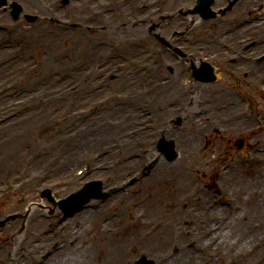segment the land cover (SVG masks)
<instances>
[{"label":"rangeland","instance_id":"1","mask_svg":"<svg viewBox=\"0 0 264 264\" xmlns=\"http://www.w3.org/2000/svg\"><path fill=\"white\" fill-rule=\"evenodd\" d=\"M129 2L130 0H71L68 6L61 7L57 0H25L21 4L26 12L35 13L40 17L32 26H11L6 16L0 14V32L4 35L5 27H9L7 32L11 34L5 35L13 46L17 36L25 37L22 44L24 52L21 56L26 55L31 60L23 59L25 62H20L8 59V52L5 53L7 47L0 49L1 191L4 190L3 184H11L20 176H26L23 182L28 183L12 184L18 187L16 194L8 195L0 201V221L5 223L3 226L7 230L4 236L10 231L12 233L21 222L28 224L24 217L27 218L28 211L34 210L41 221L29 225L31 237L27 242L30 243L22 247V255L30 254L34 264L49 244H63L64 241H68L65 248L48 264H61L63 261L59 256L63 255L64 259L68 260L71 254H74L75 260H71L69 264H90L84 261L85 255L91 252L95 254L94 250L100 242L101 248L107 253L108 240L113 241L111 264H130L139 252L148 254L157 260L158 264H232V261H228L229 256L248 249L264 232V216L258 208L248 209L250 202L247 198L244 199L247 192L255 190V201L264 203V163L256 162L257 165L249 171L241 166L243 169L240 167L232 171L233 174H226L224 182L231 192L228 197L233 202V207L239 205L243 208L239 207V211L233 209V212L225 209L222 214L225 218L229 216V219L217 230L207 233L208 227L212 225L211 215H207V209L204 207L206 215L200 212L196 219L191 220L194 225L199 224L203 236L196 233V244L191 252L185 253L187 256L182 254L173 259L169 252L173 246V236L175 233L183 234L191 224L188 226V221L186 226L183 223L174 226L170 215L174 206L172 199L183 201L186 189L198 184L197 179L193 182L191 180L195 178L192 175L193 170L209 174L211 163L216 157L233 159L237 152L232 144L239 134L246 136L245 149L249 145L252 146L254 140L259 143L258 154L254 157L255 160L263 161L264 153L259 152L258 148H264V127L254 134H248L246 125L230 124L225 126L223 131L216 132L215 127L218 124H211V121L199 124L200 119L192 121L194 111L213 108L211 104L218 105L228 100L230 94L228 88L225 92V80H233L225 74L226 72H222L216 84H199L191 79L185 67L182 81H178L177 74L182 71L179 72L174 61L169 59L160 70L152 71L149 69L152 58L147 52L155 46L154 36L160 34L168 37L173 29L183 28L189 21L186 12L181 14L182 18L176 16L172 19V16H166L174 13L176 7L189 6L192 0H133L135 4L132 2V7L126 9L125 5ZM242 2L241 6L231 10L226 18L210 21L213 24L219 23V20L223 21L224 25L216 30H223V26L231 25L233 19L241 21L238 18L250 17L247 14L249 2ZM202 26V29L195 28L192 31L191 37L199 39L191 49L202 57L213 50L219 59L216 63L221 68L225 67L224 50L218 44L204 45L205 38H213L215 33L221 31L210 29L208 24ZM259 30L262 32L264 29ZM247 34L248 31L237 33V40ZM129 38L131 39L128 41ZM8 44L4 43L0 47ZM236 47L238 46L235 45ZM263 49L264 46L259 47L256 53ZM110 50L113 52L108 58ZM32 53L42 58L41 64L29 57ZM208 59L214 60L210 57ZM137 69L140 72H137ZM258 71L261 77L256 75L255 80L262 78L258 81L260 88L264 86V64ZM130 76L133 79H130ZM135 77L137 84L132 86L130 84ZM168 78H173L174 82L166 84L165 80ZM125 80L127 84L123 82ZM14 81L17 83L12 91H3L6 85ZM99 82L100 87L94 88ZM162 87L168 89V92L179 88L180 97L185 96L186 99L176 97L175 101L166 104L172 98L166 97L165 103L159 96L158 100L154 97V103L151 96L160 92ZM139 92H142L143 97L138 95ZM220 95L223 97L220 98ZM145 103H152L150 115L155 114V105L159 103L170 112H158L153 121L144 112ZM179 106L183 110L179 111ZM86 107H91L94 112L88 116H78L77 112ZM135 110L140 113L139 117L131 116V112ZM73 112H76L74 116ZM179 113L182 116V125L174 128L170 120ZM262 114L264 116L263 108ZM218 115V122L222 124L221 118L224 114ZM91 131L92 135L88 137L90 141L84 143L82 138L86 132ZM165 131L178 146L179 156L174 162L166 161L153 148L154 139ZM205 134L211 137V146L207 152L198 153L197 148L201 144L198 136L202 138ZM89 143L92 144L89 146ZM142 145L146 147L148 155L145 156L146 159L139 160L137 155L144 152ZM209 145L210 142L207 147ZM96 153H99L97 158L101 159H96L93 163L100 164L101 170L98 169L97 173L90 174L85 180L83 177L70 183V186L60 185L64 179L72 180L70 174L74 176L80 164L89 162L81 159ZM240 153L242 152H238ZM35 155L39 157L36 162L31 160ZM192 155L197 160L190 157ZM69 156L72 158L70 165H64L63 162L61 166L58 165L60 160L66 162ZM12 157L16 158L15 162H8V158ZM79 160L81 161L76 164ZM143 164L152 165L151 173L139 176L136 178L140 179L139 181L127 187L122 186L123 181L138 174ZM16 172L18 175L12 182L10 176ZM171 175L172 185L168 183L170 179L172 181ZM93 178H101L102 181L105 179L107 187L118 190L110 199L111 203H104L102 208L93 213L87 209L77 214L72 220L61 225L66 229L64 233L51 234L52 227H47V221L41 216L46 211L41 204L46 203L39 200V189L49 186L53 188L55 196L63 197L77 190L84 181ZM33 202L40 204L34 205ZM191 210L182 212L180 221L186 218L188 220L187 213ZM239 214H246V218L238 221L240 225L236 230L232 217ZM106 217H110V226H99ZM43 224L44 242L39 240L37 243L36 239H40L38 235ZM166 227L167 236L161 239V233ZM226 234L230 236L227 237ZM165 235L162 234L161 237ZM209 239L214 243L209 242ZM0 241L3 243L5 240ZM158 241L159 243L152 247L151 244ZM181 243L188 244L183 239ZM118 244L121 251L117 249ZM203 251L206 252L204 257ZM9 254V250L0 251V264L11 262ZM6 256L9 261L5 260ZM95 259L91 264L95 263ZM16 260L19 264L20 259L17 256ZM244 264H264V245L258 254L253 255L251 260Z\"/></svg>","mask_w":264,"mask_h":264},{"label":"bare ground","instance_id":"2","mask_svg":"<svg viewBox=\"0 0 264 264\" xmlns=\"http://www.w3.org/2000/svg\"><path fill=\"white\" fill-rule=\"evenodd\" d=\"M19 1V0H18ZM116 1V0H115ZM114 1V2H115ZM19 2H22V3H24L25 2V0H20ZM132 2H133V0H130V2L129 3H127V5H125L126 7V9L127 8H129V7H132ZM240 3H242V1L240 2ZM133 4H135V2H133ZM237 7H239V6H237ZM253 8H255V6H253V3H251V4H248V10L249 11H251ZM246 10H247V8H246ZM116 13V12H115ZM173 19V18H172ZM154 22V21H153ZM242 31V30H241ZM226 38H228V37H226ZM129 39H131V38H129ZM180 70L181 71H183V69H181L180 68ZM177 75H181L180 73H178ZM125 79H128V77H125ZM130 79H133V77L132 76H130ZM123 82H125L126 84H127V80H125V81H123ZM137 84V77H135V79L132 81V84H130V85H132V86H135ZM169 90L168 89H164V87H162L161 89H160V95H161V97H162V99H163V101H164V99L166 98V97H170V98H172V100L174 99V98H176V97H179V99H185V98H183V96H182V98L180 97L181 95H180V93H179V91H180V89L178 88L177 90L176 89H173V92H168ZM172 100H170L169 102H165L166 104H169V103H171L172 102ZM166 109V108H165ZM163 110L165 113H168V112H170L169 110H168V108H167V110ZM139 114L140 113H138L137 112V110H135V112H131V116H134L135 115V117H139ZM118 116V115H117ZM93 131H95V130H93ZM93 131H91V132H86L85 133V135H84V137L82 138L83 140H85L84 141V143L85 142H89L90 140H89V136L90 135H92V132ZM92 143H89L88 145L90 146ZM15 159L16 158H14V157H12V158H8V162H10L11 163V161L13 160L14 162H15ZM61 162H63L64 163V165H66V164H69L70 165V163L72 162V158H70V156L68 157V160H66V162H64V161H62V160H60L59 162H58V165H60L61 166ZM9 163V164H10ZM170 177H172V181H171V179H170V182L168 181V183L169 184H171L172 185V183H173V176L171 175ZM167 180L169 179V178H166ZM256 184V183H255ZM253 189V188H252ZM254 191L255 190H251V192L250 193H248L247 192V195H245V197H244V199H246L247 198V200L250 202V205H248L247 207H248V209H252V207L253 208H258V211L260 212V214L262 215V216H264V203L263 202H256L255 201V199H256V197L254 196ZM264 193V192H263ZM251 203H253L252 205H251ZM260 208H262L261 210H260ZM223 208H218V209H215L216 210V212H219L220 210H222ZM214 210V209H213ZM186 212V211H185ZM31 213V214H30ZM245 213V212H244ZM215 214V213H214ZM232 214V213H231ZM216 215V214H215ZM29 217H28V220H31V222H33V221H35V222H37V221H39L38 220V218H36V216L34 215V211H30L29 212V215H28ZM187 216H188V220H191L193 217H198L199 216V214H195L192 210L190 211V212H188L187 213ZM216 217H217V215H216ZM242 218H246V214H239V215H235V216H233L232 217V221H233V223H234V227L236 228V230H238L239 229V225H240V223L238 222V221H240ZM227 219H229V216L227 217ZM227 219H226V221H227ZM185 220H187V218L185 219ZM243 225V224H242ZM233 227V228H234ZM166 229H167V227L165 228V230L161 233V236H162V234L163 235H165V233H166ZM160 236V238L162 239V238H164V237H166L167 236V234L165 235V236H163V237H161ZM226 236L227 237H229L230 235L229 234H226ZM159 238V239H160ZM209 241L210 242H212V240L211 239H209ZM159 243V241L157 242V243H153V244H151L152 245V247H155L157 244ZM209 243V242H208ZM119 245L120 244H118L117 245V249L118 250H120V248H119ZM155 245V246H154ZM121 251V250H120ZM101 253H103V254H105V252H104V250H101ZM186 255V254H185ZM184 255V256H185ZM106 256V259H107V261H112V253L111 254H107V255H105ZM187 256V255H186ZM71 257L74 259V254H72L71 255ZM94 255L93 254H91V253H87L86 255H85V257H84V261L85 262H87V263H90L91 264V261L94 259ZM69 262L70 261H68V262H62L61 264H66V263H68L69 264ZM173 264V263H172Z\"/></svg>","mask_w":264,"mask_h":264}]
</instances>
